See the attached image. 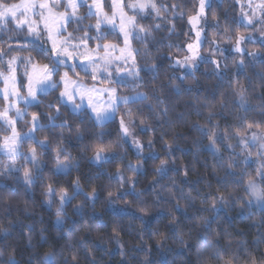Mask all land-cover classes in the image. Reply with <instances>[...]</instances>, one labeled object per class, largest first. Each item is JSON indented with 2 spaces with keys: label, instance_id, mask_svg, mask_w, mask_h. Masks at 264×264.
I'll return each instance as SVG.
<instances>
[{
  "label": "trees",
  "instance_id": "trees-1",
  "mask_svg": "<svg viewBox=\"0 0 264 264\" xmlns=\"http://www.w3.org/2000/svg\"><path fill=\"white\" fill-rule=\"evenodd\" d=\"M157 2L167 9L160 8L159 19L138 18V26L146 30L142 39L134 41L139 78L133 86L114 84L123 97L143 93L147 99L121 106L116 118L102 127L88 110L73 115L61 105V86L40 96V105L26 108L20 131H29L32 115H39L45 130L37 132V139L51 147L45 151L35 142L23 143L22 156L35 149L39 169L20 158L17 165L24 169L8 173V165L0 162V264H8L10 258L16 264H46L48 257L54 264H251L253 259L260 264L264 211L245 203L251 200L245 191L247 181L259 179L258 167L244 163L243 148L234 142L252 132L264 134V45L249 47L262 55L259 59L223 54L225 46H235L237 37H247L256 28L241 26L237 0H214L205 18L207 57L193 73L182 75L173 59L188 56L187 45L195 37L189 20L197 14L199 0ZM95 21L87 19L83 24ZM9 36L27 33L0 32V48L8 52L5 60L26 55L40 66L52 63L39 45H13L15 50L9 52L4 43ZM103 42L121 45L123 39L109 34ZM217 46L222 51L216 52ZM70 75L94 83L79 68ZM50 103H56L62 113L56 124L66 122V128L49 127L42 114L55 115L46 107ZM5 105L0 98V108ZM129 111L142 154L121 134L120 116L129 120L125 115ZM197 128L227 139H218L214 151L210 138ZM7 135L0 122V140ZM101 147L107 159L97 161ZM60 150L67 153L61 156L62 163L70 166L63 171H58L54 159ZM229 159L238 167L229 168L225 163ZM162 162L168 169L165 175L159 172ZM129 165L137 170L131 171ZM29 167L34 169L32 185L23 182ZM118 174L124 176L122 182ZM49 188L55 195H48ZM62 192L70 199L57 216ZM220 196L224 203L217 199ZM217 251L220 259L214 258Z\"/></svg>",
  "mask_w": 264,
  "mask_h": 264
},
{
  "label": "snow or ice",
  "instance_id": "snow-or-ice-1",
  "mask_svg": "<svg viewBox=\"0 0 264 264\" xmlns=\"http://www.w3.org/2000/svg\"><path fill=\"white\" fill-rule=\"evenodd\" d=\"M237 4L241 8L242 17H248L247 25L254 26L258 24L264 28V0H259L258 3H254L253 0H243V2L242 0H237ZM108 6L112 10L111 16H109L104 10V0H91V2H89V0H19L18 3H12L10 0H0V32L15 30L17 32L28 33L27 36H9V38L4 41V43L8 45L9 52L15 50L13 49V45H39L44 56L46 58L50 57L52 61L51 65L38 67L36 61L31 57L21 58L19 56H13L11 59L5 60V57L8 56V52L3 48H0V63L6 65L4 70H0V82H2L4 86L3 89L0 90V98L8 102L7 107L0 110V122H2L3 126H5L11 133L10 136H5L0 140V156L5 157L9 161V165L5 167L6 172L11 173L19 171L20 169H17L15 164L20 158H23L28 163H32L37 169L41 167L35 149L32 150L30 156L23 157L22 153L18 150L17 145L20 141H32L41 149L47 151L51 145L38 140L35 135V132L44 131L45 125L40 122L39 115H32L30 123L33 131L21 138L16 132V120L10 118L9 112L14 110L16 117L23 120V117L26 116L27 113L22 112L16 107V105L21 102L24 103L26 108L33 105H40L42 100L37 99L38 93L41 96H47L54 89L58 88L57 81L53 79L54 76L60 78L59 86L63 87V91L60 92L58 97L59 103L68 108L73 115H80V110L91 108V119L100 127L104 126L107 122L114 120L121 106L147 99V96L144 94H139L135 97H120L117 95V90L115 88H87L79 83L73 84L69 79V72L76 75V69L79 68L86 75H91L95 80L97 68L100 64L105 66V73L101 75V82L108 80L112 75L111 72L107 71L108 67L114 66L113 71L118 73L127 58L132 56V53L128 51L127 47L119 49V55H114V53L117 52V47L115 45L96 43L95 49L90 53L88 51L89 41L95 43L96 41L106 40L107 36L105 35V31H109L108 26L115 29L118 21L119 33L123 34V43L127 46L131 30L138 27L136 23V16L138 14L144 12L145 9H151L156 12L157 16H159V8H165V10H167L164 5H160L158 8L152 0H110ZM205 6V0H199L198 12L196 16L191 17L189 20V23L194 28L199 23L200 17L205 13ZM81 7H86L88 9L86 17H80L78 15L79 8ZM208 7H211L210 2ZM245 8L248 9V12H244ZM129 12L132 14L129 15ZM257 12L259 13L258 16ZM92 18L96 19L95 25H89L88 28H84L82 26L84 21ZM70 23L81 25L79 31L84 32V36L77 38L72 36L71 33H68L67 25ZM9 24H13V29H8L7 26ZM240 24L241 26H244L245 21L243 18L241 19ZM215 27L219 28V24L215 25ZM156 28L159 29V24L156 25ZM139 31H144V29L140 27ZM90 32H94L96 35H90ZM62 36H66L67 39H61ZM134 38H138V33L137 37ZM195 39L198 44L200 42V30L196 31ZM247 39L252 40V37H248ZM244 40L245 37L243 36L236 38V47L234 51H245L240 47V44ZM45 44H47V47H45ZM187 50L192 52L193 56H195L193 44H188ZM217 51L222 50L217 46ZM100 52H104L105 55H99ZM126 52L127 56H125ZM74 53H77V55H74ZM81 57L83 59H81ZM188 59H191V57ZM70 61H74V63L70 64ZM84 61H88V63H85ZM18 63L25 69L31 66V73L25 70L19 84L17 83L16 76ZM181 63L183 62L179 60L176 61V64ZM216 63L217 66H219L218 62ZM241 64H243L242 60ZM61 67H67L68 71L63 72L61 75ZM133 68L135 69V63H133ZM128 74L129 76L138 79L139 70H129ZM114 82L122 87L128 86L126 77L116 78ZM142 83V81H139V84ZM70 85H72L71 91H69ZM20 89H23L26 92V96L21 95ZM93 93L98 97L95 101H93ZM85 97L88 98L87 104L84 103ZM99 97H104V99H99ZM77 98L80 101L79 103L76 102ZM240 101V106L244 107L246 101L243 92L240 93ZM46 107L50 111H55L54 116H48L47 113L42 114L49 120V127L61 129L66 128V122L56 124V120L62 115L57 104L50 103L46 105ZM125 115L129 117L130 123L132 113L129 111L125 113ZM246 119V117L242 118L244 121H246ZM256 126H260L259 122H256ZM215 127L216 126H213V128ZM247 127L251 129L253 125L247 124ZM120 129L121 134L124 137L129 135V127L128 124L125 123L123 117L120 119ZM197 130L210 138L211 143L209 147L214 151L218 139H227L226 136L215 137L212 130L207 132L200 128H197ZM79 138L83 139V136L81 135ZM238 143L243 144L245 149L249 143H251L253 147H257L258 145L259 149H261V151H259V156L261 159H264V134L258 136L257 133L252 132L248 140L239 139ZM141 147L142 146L137 143V148L139 149ZM228 148L231 149L232 145L229 144ZM103 151L104 149L102 147L97 149L95 156L97 161L107 159V157L101 155ZM62 155L66 156V151L60 150L54 157L58 164V171L67 170V168L70 167L69 165H64L62 163ZM221 160H223V157H221ZM225 163L229 168H232L233 166L238 167V165L233 164L231 159L225 161ZM244 163L251 164L254 162H251L246 158ZM129 169L131 171L137 170L131 165H129ZM167 171L168 169L166 168V165L162 162V167L159 169L160 174L165 175ZM229 175H232V173L230 172ZM244 175L248 176V173H245ZM257 175L259 178L258 180L249 179L247 181L245 191L251 197V200L246 201L245 203L249 208L258 205L260 209L264 211V165H261L257 169ZM116 178L121 182L125 179L122 174H118ZM23 182L27 185L35 183L30 172L24 173ZM77 191H79V184H77ZM48 195H55V191L49 188ZM68 199L70 198L67 196V193L62 192L60 194L61 207L57 209V216L62 215L63 204L67 202ZM217 199H219L221 203L225 202L223 196L217 197ZM59 222L60 221H58V223ZM207 231H211V229H207ZM0 255H3V253H0ZM214 258L220 259L221 252L217 251ZM8 264H16L15 259L10 258ZM46 264H54V260L51 257H48L46 258ZM251 264H257V262L253 259ZM260 264H264V257H261Z\"/></svg>",
  "mask_w": 264,
  "mask_h": 264
},
{
  "label": "rangeland",
  "instance_id": "rangeland-1",
  "mask_svg": "<svg viewBox=\"0 0 264 264\" xmlns=\"http://www.w3.org/2000/svg\"><path fill=\"white\" fill-rule=\"evenodd\" d=\"M212 1L214 0H205V13L202 17H200L199 19V23L196 25V27L194 28L192 25H191V28H192V32H194V36H195V33L197 30H200V42L197 44V41L194 37V40L192 42H190V44H193L194 46V51H195V56H193V53L188 51V56L184 57V58H174L173 59V65L174 67L180 71V74L182 75H186V74H191L193 73L197 68H199V65L202 64V62L206 59V55H204V51H203V47L205 45V42H206V36H205V27L207 25V20H205L206 18V15H207V12H208V4L209 2L211 3ZM89 2H91V0H89ZM152 2H154L158 8H159V4L157 2V0H152ZM254 3H258L259 0H253ZM110 3V0H104V10L108 13L109 16L112 15V10L110 9V11L107 9V4L109 5ZM82 8H79V11H78V15L80 17H86L87 16V12L86 13H82ZM86 8V7H85ZM127 11V9H126ZM244 12H248V9L245 8L244 9ZM129 15H131L132 13L129 12L128 13ZM160 15H162L161 11H160V8H159V16H157L156 12L151 10V9H145L144 12H141L140 14H138L136 16V23L138 25V18L139 17H142L143 19L144 18H148L150 16H153V17H156L157 19L160 18ZM259 15V13L257 12V16ZM196 16V15H194ZM245 21V24H247V19L248 17L247 16H244L242 17ZM96 21L95 22H92V24L90 25H95ZM71 24L73 23H70L67 25V32L68 33H71L72 36L74 37H82L84 36V32L82 31H79V29H74ZM75 24V23H74ZM73 24V25H74ZM13 25V24H12ZM84 28H88V26H86L85 24L82 25ZM8 29H10L9 25L7 26ZM81 27V25H80ZM79 27V28H80ZM251 27H254L256 28L255 32L252 33V34H248L247 37H245V40L240 44V47L242 49H244L245 51L243 52H236L234 51L235 46H225L226 50L223 54H235V55H238V57L240 58H243L247 55H250L252 58L254 59H259V57H262V55L259 53H255V52H252L249 50V47L253 44H257L258 42L262 43L264 45V28H262L260 25L256 24L254 26H251ZM139 28L140 26H138L136 29H133L131 30V34H130V37H129V43L128 45L126 46L124 43L123 44H117V43H106V44H110V45H115L117 47V52L114 53V55H119V49H124L127 47L128 51H130L132 53V56L131 57H128L126 62L124 63L123 67H121L120 71L117 73L116 71H113V67H108L107 71L111 72L112 75L111 77L108 78V80L104 81V82H101V75L105 73V66L103 64H100L98 65V68H97V72H96V79L94 80V83L89 85L83 81H80L78 79H75L74 77H72L70 75V72H69V79L73 82V84L75 83H79L80 85L84 86V87H87V88H92V87H96V88H100V89H107V88H115L114 87V80L116 78H119V77H126L127 78V85L129 86H133L134 84V81L137 80L136 78H133L131 76H129V70H138L137 69V66H136V49H135V45H134V41L136 39H142L143 36L146 34V30L144 29V31H139ZM108 29L109 31H105V35L108 36L109 34H118L122 37L123 39V34L122 33H119V29H118V21H117V27L115 29H112L111 26H108ZM7 33L8 31H4V33ZM27 33V32H25ZM137 33H138V38H134V37H137ZM90 35H96V33L94 32H90L89 33ZM28 35V33H27ZM248 37H252V40H248L247 38ZM61 39H67L66 36H62ZM92 41H89V45H88V51L91 53L94 49H95V46H92L91 44ZM96 43H104L103 41H98ZM95 43V44H96ZM94 45V44H93ZM45 47H47V44H45ZM231 47V48H230ZM216 52H219V51H216ZM74 55H77V53H74ZM99 55L103 56L105 55L104 52H100ZM125 56H127V52L125 53ZM19 57L21 58H25V57H31V56H26V55H20ZM189 57H191V59H188ZM33 59V57H31ZM81 59H83L81 57ZM34 60V59H33ZM179 60V61H182L183 63L181 64H176V61ZM35 61V60H34ZM85 63H88V61H84ZM70 64L71 63H74V61H70L69 62ZM133 63H135V69L133 68ZM37 64V63H36ZM48 65H51V64H48ZM38 67H43V65H38ZM6 67V65H5ZM5 69V68H4ZM4 69H0V70H4ZM25 70H27L29 73H31V66H29L27 69H25L23 66L17 65V70H16V76H17V83L19 84V81L21 80L22 78V74L25 72ZM62 72H61V75L63 74V72L65 71H68V69L66 68H63V69H60ZM139 78V77H138ZM54 80L57 81L58 83V86H59V79L60 78H56V76L53 77ZM111 81V82H110ZM3 84L2 82H0V90L3 89ZM117 90V95L120 96V97H123L119 94V91L117 88H115ZM72 90V85L69 86V91ZM61 91H63V87L61 86ZM20 93L21 95L23 96H26V92L23 90V89H20ZM139 94H143V93H134V94H131L129 96H125V97H135ZM41 95L38 93L37 94V99H39ZM98 97H96V94L93 93V101H95ZM99 99H104V97H99ZM14 102V101H12ZM77 103H79V99L77 98ZM71 103V102H69ZM84 103L87 104L88 103V98L85 97L84 98ZM7 104L8 102H6V105L4 106V108L7 107ZM127 105V104H126ZM16 107H18L22 112H26V107L24 105L23 102L19 103L16 105ZM4 108H0V110L4 109ZM89 111V113L91 114V108H88L87 109ZM81 112H83L84 110H80ZM118 114V113H117ZM9 116L11 119H14L16 120V124H15V128H16V132L18 134L19 137L23 138L25 137L28 133L32 132L33 129L31 127V129L27 132H21L20 131V128H19V122L20 121H25V116L23 117V120L19 119L16 117L15 115V111H11L9 112ZM117 116V115H116ZM122 118V116H120V119ZM125 120V123L128 124V127H129V135L127 137H124L125 140L139 153V154H142V147L141 148H137V143L139 145L142 146V143L141 141L139 140V138L137 137L133 127H132V124L131 122L129 123V120H127V118H124ZM31 124V123H30ZM4 130L8 133L7 136H10L11 133L6 129V127L4 126ZM35 135H36V138H37V132H35ZM257 135H261L259 133H257ZM250 137V136H249ZM249 137H240L239 139H243V140H248ZM239 139H236L234 144L236 146H241L243 148V153L244 155L246 156V158H248L251 162H254L253 164H255L256 167H260L261 165H264V159H261L260 156H259V151H261V149H259L258 145L257 147H253V145L251 143L248 144L247 148L245 149V146L243 144H239L238 143V140ZM26 142V141H20L18 142V150L22 153L21 149H22V146H23V143ZM30 142V141H29ZM32 153V152H31ZM30 153V155H31ZM27 155V154H26ZM29 155V156H30ZM19 160V159H18ZM17 160V162H18ZM5 163V165H9V161L5 158V157H2L0 156V162H3ZM17 162L15 164V167L17 169H24V167H22L21 165H17ZM252 164V163H251ZM34 169L33 167H29L28 169H26L25 172H30L31 175H32V178H33V174H34ZM256 208H260L258 205L255 206Z\"/></svg>",
  "mask_w": 264,
  "mask_h": 264
},
{
  "label": "water",
  "instance_id": "water-1",
  "mask_svg": "<svg viewBox=\"0 0 264 264\" xmlns=\"http://www.w3.org/2000/svg\"><path fill=\"white\" fill-rule=\"evenodd\" d=\"M61 68H66V69H68L67 67H61Z\"/></svg>",
  "mask_w": 264,
  "mask_h": 264
}]
</instances>
